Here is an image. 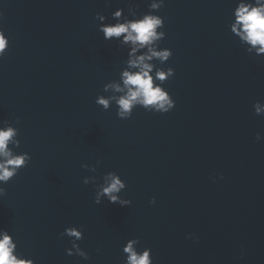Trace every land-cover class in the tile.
Instances as JSON below:
<instances>
[{
    "label": "water",
    "instance_id": "95a60500",
    "mask_svg": "<svg viewBox=\"0 0 264 264\" xmlns=\"http://www.w3.org/2000/svg\"><path fill=\"white\" fill-rule=\"evenodd\" d=\"M0 28L10 46L0 59V122L20 118L18 152L31 161L3 186L0 228L18 239L36 264H123V245L139 238L154 264H173L154 206L113 106L95 103L103 84L59 0H0ZM91 172L81 165H95ZM109 171L126 183L121 207L94 201ZM83 225L78 241L89 255L69 256L67 226Z\"/></svg>",
    "mask_w": 264,
    "mask_h": 264
},
{
    "label": "clouds",
    "instance_id": "9594fccd",
    "mask_svg": "<svg viewBox=\"0 0 264 264\" xmlns=\"http://www.w3.org/2000/svg\"><path fill=\"white\" fill-rule=\"evenodd\" d=\"M164 5L165 0H150L147 11H140L138 6L129 4L127 12L125 8L118 7L111 12L110 19L102 13L95 15V19L100 22L97 27L103 34V39L115 40L126 50V58L122 61L124 67L119 73V78L109 80L103 85V93L109 94H99L95 98V103L105 111L114 105L119 119L131 118L138 107L147 112L165 114L176 105V101L164 87V84L175 76V69L165 66L173 56L172 50L160 47V42L166 38V32L163 30L165 17L157 13ZM231 17L228 27L239 45L249 55L264 56V0H236ZM3 18L4 12L0 11V20ZM9 46L10 38L5 30L0 28V59L5 56ZM253 109L256 115H264V102L256 101ZM19 123V117H16L14 122L8 119L0 122V185L7 184L31 161L28 152L17 151L21 143L20 130L14 124ZM261 139L264 137L257 133L256 140ZM100 163L98 160L95 165L83 164L81 167L96 172ZM220 179H223L222 175ZM83 183L95 185L96 204L106 199L109 203L121 207L131 205V200L120 195L126 188V183L115 171L104 173L102 182L99 183L96 176H85ZM5 195L6 189L0 186V197ZM150 203L155 204L156 198L152 197ZM59 235L69 238L70 247L65 250L67 255L89 259L88 253L78 243L84 237L83 225L67 226ZM187 238L199 242L195 233H190ZM122 252L123 264H154L151 248H141L139 238L128 239ZM0 264H36L34 258L19 250L18 239L8 228H0Z\"/></svg>",
    "mask_w": 264,
    "mask_h": 264
}]
</instances>
